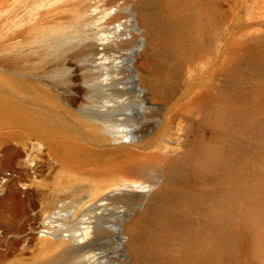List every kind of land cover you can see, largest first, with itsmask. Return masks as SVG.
I'll list each match as a JSON object with an SVG mask.
<instances>
[{
  "label": "rangeland",
  "instance_id": "obj_1",
  "mask_svg": "<svg viewBox=\"0 0 264 264\" xmlns=\"http://www.w3.org/2000/svg\"><path fill=\"white\" fill-rule=\"evenodd\" d=\"M0 102V264H264V0H0Z\"/></svg>",
  "mask_w": 264,
  "mask_h": 264
},
{
  "label": "bare ground",
  "instance_id": "obj_2",
  "mask_svg": "<svg viewBox=\"0 0 264 264\" xmlns=\"http://www.w3.org/2000/svg\"><path fill=\"white\" fill-rule=\"evenodd\" d=\"M107 6L108 5H106V7ZM210 17L211 15L209 14V11L200 10L199 12L195 14V17L193 18V20L189 22V26H197V28L199 29V32H201L204 29L205 25L207 24L206 22L209 20ZM114 20H115V16L110 15L109 21H114ZM50 132H53V131L50 130ZM224 157H225L224 152H221L219 150H211L210 152L207 151L201 159V164L207 168H211L213 170L219 171L221 170L220 164L222 163V161H224L223 160ZM238 163L236 164L234 163L230 168H227L228 171L230 173H234L237 169L236 167H239V169L241 167L243 168L244 165L239 166L241 164L240 163L237 166ZM236 177L239 183L235 190L230 191L229 194L226 195L224 199V203H223V209L220 212L219 216L217 217V224H216L215 229L207 237L203 238V241H202L203 252L206 258L210 261L216 260V258L218 257L220 253V250L223 248L221 246L223 239L225 238V236H227V239L229 237V233L231 230V225H230L231 220L234 218V215L237 213L236 209H237L238 202L245 201L246 203L250 205L249 206L250 211L249 213H247V215L249 214L252 216H257L259 218L258 220H261V221H263L264 219V215H263L264 214V211H263L264 183H261V181H258V182L256 181L255 183L251 182L248 173H246L245 171H241L240 174L237 173ZM7 196H9V194H6L5 196L0 197V201H3V202L6 201ZM9 242H11V245L13 247H16L21 242V238H16Z\"/></svg>",
  "mask_w": 264,
  "mask_h": 264
}]
</instances>
